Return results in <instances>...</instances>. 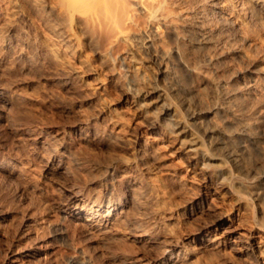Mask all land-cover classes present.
<instances>
[{
  "label": "rangeland",
  "instance_id": "374dc122",
  "mask_svg": "<svg viewBox=\"0 0 264 264\" xmlns=\"http://www.w3.org/2000/svg\"><path fill=\"white\" fill-rule=\"evenodd\" d=\"M125 2L129 4H126L128 10L130 9L129 15L134 18L131 16L130 31L124 39L126 41L119 48L120 51L118 49L117 52L108 51L104 42L100 41L98 51L93 47L92 50L91 46L84 43L81 55L90 60L93 69L97 66L95 70H99L98 73L102 74L107 88L111 89L112 98L116 99L114 102L121 103L119 106L124 114L127 117L130 116L129 126L125 129H113L111 132L112 135L114 133L119 135L118 137L127 144L121 141L113 146L114 143L111 144L107 136L98 137L90 143L81 142L75 134L73 122L75 119L63 113L60 107L69 102L71 97L70 102L78 103L83 100L89 104L90 97H87L89 95L87 93L83 95V92L79 91L81 90L80 83L75 81L71 85L72 89L66 88L64 81L61 80L64 76L58 73V67L56 69L51 64L38 62L33 54L34 49L16 44V41L12 43V47L16 45L11 53L5 55L15 66L14 70L9 68L5 74L11 78L15 77L14 79H23V85L16 90L17 95L34 99L26 109L36 114L37 118H41V123H38V120L37 124L34 122L32 126L26 124L25 127L32 129L30 134L25 132L14 134L6 129L4 122L0 123V135L2 134L0 136V161L8 160L17 168L14 174H9L6 169H0V264H70L69 259L79 256L81 251L84 254L87 252L92 264H128L127 262L131 260L134 264H154L158 259L159 249L161 250L162 247L160 244L164 240V242L178 240L182 254L193 252L194 255L189 257L187 264L189 262L192 264H248L241 254L230 248V243L235 241L237 247H242L246 243L245 240L250 238L251 233L258 241L259 235L252 222L254 220L258 227L264 226V205L255 198L253 199L254 209L251 207V210L244 206L241 211L236 210L232 221L222 228H216L213 224L214 216L220 212V209L232 208L233 205H231L230 198L223 197V187L220 186L225 182L223 170L220 167L215 168L216 172L209 179L204 175L206 170L211 169L210 166L214 161L203 150L198 141L200 140L199 135L194 132L195 126L205 124L203 119H194L191 115L194 105L189 88L194 83L199 84V78H194L180 66L175 54V43L170 40L168 30L160 22H151L147 17V11L141 7V0H125ZM171 4L173 3H168L167 11L170 9L173 11L175 8L178 10L180 7ZM252 24L254 25V27L252 25V30L254 29V33L257 32L259 35L251 33L255 36L254 43L257 45L254 55L261 57L264 55V28H261L263 26L259 23L252 22ZM19 26L32 34L34 32V28L32 29L29 22L25 20H21ZM227 34L232 36L231 32ZM251 34L249 32L250 36ZM19 47L24 48V51H27L26 54H30L28 56L31 60L28 56L23 59L18 58L19 53L17 52L21 50ZM187 48H183L185 53H189ZM15 59L18 61L16 62ZM228 65L236 66L232 61L228 62ZM263 66L260 64L259 68ZM206 73L211 77L217 76L211 69H206ZM42 90H47V92ZM38 91L43 94L40 95ZM50 92L51 94H48ZM35 93H39L38 97ZM198 93V99L207 103V91L201 87ZM262 97L264 98V94L259 96L256 103L252 102L253 105L261 104L264 101ZM86 108L89 112L94 107L87 105ZM252 109L247 114L253 113ZM216 121L221 125H227L225 117L220 113L216 116ZM150 122H155L162 129L150 130L148 126ZM178 125H187L186 133L178 130ZM130 140L147 141L152 144L165 157V161L171 164V167L174 166L173 169L181 175L187 188L190 187L189 189L197 194H203L205 201L203 207L198 210L199 212L194 211L190 206H183L179 198H171L170 203L167 200L169 197L166 199L164 193H159V188L162 191V180L169 171L155 168L148 173L144 170L135 162L131 154L128 146ZM236 144L243 148L244 142L236 138ZM58 149L67 151L66 156L61 159V165L58 162L60 159L55 156ZM116 154L131 163L128 166L119 164V175H113L106 165L108 157ZM192 162L198 163L194 166ZM147 182L154 186L151 192ZM74 188L83 191V195L79 197V201L72 202L69 198ZM129 191L130 193L135 192L136 200L127 210V223L123 228L122 224L106 218L104 211L109 205L108 201L106 200L102 205L100 203L106 198H113L115 194L118 195L121 192V195H125ZM160 194H164L163 197L166 200L159 197L162 196ZM177 201V204L181 203L182 206L175 205ZM158 202L161 206L167 207L168 205V207H160ZM75 214H77L76 218L72 216ZM56 226L62 227V231H59ZM133 226H139V230L133 229L132 231ZM144 228L153 237L156 236L153 240L158 244L149 246L146 243L140 245L136 242L137 236L134 235ZM204 230H210L211 236L220 239L218 248L195 246L192 240ZM58 231L63 233V236ZM153 247L157 250L152 252ZM16 252L20 254L13 257Z\"/></svg>",
  "mask_w": 264,
  "mask_h": 264
},
{
  "label": "bare ground",
  "instance_id": "6f19581e",
  "mask_svg": "<svg viewBox=\"0 0 264 264\" xmlns=\"http://www.w3.org/2000/svg\"><path fill=\"white\" fill-rule=\"evenodd\" d=\"M170 2L173 3L171 4L173 6L174 4L176 7L180 6L178 7L179 9L175 10L177 9L175 8L171 11L169 8L170 11H167V5L168 3L170 4ZM126 4L125 0H0V123L4 122L6 129L14 134L19 132L30 134L32 129L25 127L27 126L26 124L31 125L34 124V122L37 124V121L39 120V123L41 119H39V117L37 118L36 114L32 111L26 109L27 105L34 101V99L23 96L22 98L21 95L20 98L17 95L16 90L23 85V79L20 80L14 79L15 77H8L6 75L7 72H5L9 68L15 69L14 63H10L5 55L10 54L12 48L19 43L21 46L34 49L33 54L38 62L42 64H51L55 66L54 68L58 67V69H56L58 73L60 72L64 76L61 80L64 81L63 84L66 88L72 89V83L78 81L81 88L79 91L83 92V95L87 93L89 95L87 97L91 98H89V104H87L82 99V102H70L72 101L71 97L69 102L60 106L63 113L75 119V121H73L75 134L81 142L90 143L98 137L105 138L106 136L110 139L109 142L111 144L114 143L113 146L121 141L124 142L123 139L118 137L119 135L117 136L115 133L112 135L111 132L113 129H125L129 126L131 118L124 114L119 106L121 103H115L116 99L114 98L115 100H113L112 91L107 88L103 80L104 78L101 76L102 74L100 75L98 73L99 70H95L97 66L93 69L90 60L81 55V48L84 43H87L89 47L91 46V48L93 47L97 50L99 48V42L102 41L108 51L113 50L117 52L119 48H121L122 43L126 41L124 39L128 36L130 31L129 24L132 15H129L130 9L128 10L127 7L129 4ZM141 4V7L147 11V17L151 22H160L168 30L170 40L175 43V54L178 57L180 66L194 78H199L200 83H194L191 85L192 87L189 88L194 105L191 115L194 119H203L205 124L195 126V131L193 129L191 130L199 135V137L197 135L200 139L198 140L199 144L214 161L210 166L211 169L208 171L206 170L204 175L209 179L214 175V172H216L215 168L219 169L218 167H220L223 170L225 182L220 186L223 187V197L230 198L233 207L231 208V205L229 206L230 208L226 206L228 209L221 207L222 209H220V212L215 214L216 216L213 215L215 217L212 221L213 224L216 228H222L226 226L228 222L232 221V217L236 210L241 211L244 206L249 209L253 207L254 209L255 202L253 199L256 198V200H259L264 205V98L262 97L263 102H261V104H259L260 102L258 101L259 105L254 106L252 103L257 101L259 96L264 94V66L259 68L260 64L264 65V55L261 57H256L254 55L257 45L254 43L255 36L251 34L252 32L254 33V29L252 30V22L259 23L263 26L261 28H264V0H141ZM132 17L134 18V16ZM21 20H25L27 23L29 22V26H32V29L34 28L33 34L19 26ZM216 22L217 24H215ZM228 32L229 34L231 32L232 36H228ZM255 34H257V32L254 33V35ZM257 36L259 35L257 34ZM14 41H16V44L12 47ZM20 47L19 50L22 48ZM184 47H188L189 53L184 52ZM26 52L24 48L18 51V58L23 59L28 56L29 53L26 54ZM17 61L18 60H16V62ZM230 61L236 66L231 67L228 65ZM206 69H211L217 76L211 77V75H207L209 72L207 71L208 73H206ZM162 73H164V71H162ZM201 87L208 93V97H206L208 98V101H206L207 103L202 101L204 104L198 99V91ZM43 92L46 93L47 90ZM54 92L55 90L53 93ZM23 93L25 92L23 91ZM39 93L35 94L37 95ZM41 94L43 93H40V95ZM48 94H51V92ZM32 96L34 97V95ZM50 97L52 98V96ZM60 99H62V97ZM124 99H126V95H124ZM87 105L94 107L92 111H86ZM251 109L253 113L250 112V114H247ZM219 113L225 117L227 125H221L216 121V116ZM51 116L53 117V115ZM148 126L150 130L158 131L162 129L155 122H150ZM178 126V130L186 133L187 125ZM236 138L243 140V148L237 146ZM128 146L135 162L142 166L144 170H147L148 173L155 168L169 171L162 180V191L160 188V192L158 191L159 193H164L166 196L160 194L162 196L159 197H163V195L165 198L169 197L168 199L166 198L168 202H170L171 198H179L183 206H190L194 211H198L203 207L202 205L205 201L203 194H197L192 192V190L189 189L190 187L187 188L181 175L178 174L177 170L173 169L174 166L171 167V164L165 161V157L162 156L152 144L147 141L130 140L128 141ZM66 153L67 151L65 149L57 150L55 156L60 159L58 161L59 164L62 161L61 159L66 156ZM192 163L196 166L198 162ZM119 164L128 166L131 163L129 160L117 154L108 157L106 165L113 175L120 172V168H118ZM0 169H6L9 174H14L17 168L14 163L8 160H1ZM109 171L105 170L107 173ZM148 186L151 192L154 186L150 184ZM130 191L125 195H121V192L118 195L115 194L113 195L114 197L112 196L113 198H106L100 203L102 205L106 200L108 201L109 205L105 207L104 211L106 218L109 219V221L113 220L118 224H122L123 228L127 223V210L136 200L134 197L135 192L130 193ZM155 191L157 192V190ZM82 192L83 191L80 189L74 188L69 200L72 202L79 201V197L83 195ZM111 193L113 194L112 191ZM164 199H162V201ZM165 200L163 202H165ZM168 202L166 203L168 204ZM177 203L178 201L175 205H181V203ZM159 206L163 208L168 207V205L164 207L160 204ZM72 216L76 218L77 214ZM250 220L246 221L249 222ZM252 223L253 227L257 229L256 233L259 235L258 241L255 239L256 237L254 238L255 235L251 233L250 238L245 240L246 243L242 245V247H237V242L233 241L230 243V248L238 254H241V257L244 261H247L248 264H264V226H260L261 228L258 227V225L256 226L254 220ZM100 226L102 225L100 224ZM253 227H251V229ZM57 229L62 231V227H57ZM133 229L139 230V226H133L132 231ZM145 230L147 229L144 228V230H140L138 234L134 235L137 236L136 242H139L140 245L146 243L149 246L158 244V242L156 243L155 240H153L156 236L153 237L150 232ZM59 234L63 236V233L59 232ZM210 234V230L201 231L192 242L195 243V246H200V248H218L220 246V239L218 240L217 237L211 236ZM164 241L160 244L162 247L159 246L161 250L159 249L160 253L157 252L159 255L154 264H187L195 247L191 249L192 253L188 251L189 253L182 254L179 249L178 240ZM153 249L151 250L152 252L157 250ZM197 250L198 249H196V251ZM86 253L84 254L81 251L79 256L70 258L68 262L70 264H92L91 257L87 256ZM17 254L20 253L16 252L13 257H16ZM131 261L127 263L134 264L133 261ZM206 262L208 263V261ZM190 264H192V262Z\"/></svg>",
  "mask_w": 264,
  "mask_h": 264
}]
</instances>
